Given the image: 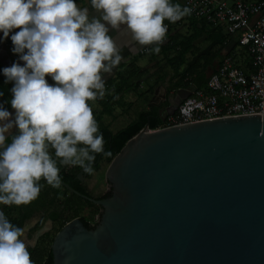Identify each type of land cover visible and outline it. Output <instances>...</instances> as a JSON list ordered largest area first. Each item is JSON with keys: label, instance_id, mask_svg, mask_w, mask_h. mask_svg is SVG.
<instances>
[{"label": "water", "instance_id": "obj_1", "mask_svg": "<svg viewBox=\"0 0 264 264\" xmlns=\"http://www.w3.org/2000/svg\"><path fill=\"white\" fill-rule=\"evenodd\" d=\"M193 89L162 96L161 122ZM104 180L99 199L61 183L101 210L93 228L81 218L66 223L44 264H264V115L145 124Z\"/></svg>", "mask_w": 264, "mask_h": 264}, {"label": "clouds", "instance_id": "obj_2", "mask_svg": "<svg viewBox=\"0 0 264 264\" xmlns=\"http://www.w3.org/2000/svg\"><path fill=\"white\" fill-rule=\"evenodd\" d=\"M90 3L99 19L90 20L88 8L74 0H0V33L6 39L18 29L10 37L12 52L24 65L14 62L3 69L5 83L14 82L10 104L15 116L10 120L0 107V204L31 203L41 191V179L59 188L57 161L91 173L94 154L110 155L88 104L104 97L101 73L111 72L122 59L104 22L113 30L126 25L133 40L156 45L148 51L158 53L167 31L164 21L174 23L190 14L170 0ZM23 234L0 212V264H33Z\"/></svg>", "mask_w": 264, "mask_h": 264}, {"label": "crops", "instance_id": "obj_3", "mask_svg": "<svg viewBox=\"0 0 264 264\" xmlns=\"http://www.w3.org/2000/svg\"><path fill=\"white\" fill-rule=\"evenodd\" d=\"M170 2L179 4L182 8L185 7L183 0H170ZM74 3L80 8H88L90 20L92 16H96L97 19L100 18V14L91 8L90 0H74ZM104 23L109 28L108 34L114 40L122 57L121 62L111 72L101 73L105 88L107 82L129 63H134L137 68V74L129 81V84L135 85V90L117 95L113 102L107 101L111 109L110 113L103 114L102 122L112 133L127 126L141 111H151L160 107L159 111L163 107L162 96L165 97L174 93L170 91V82H168L173 74L168 61L176 53L174 46H178L185 59L180 70L186 68L190 70L189 67H197L206 63L205 79L214 72L224 56H232L237 63L244 52L237 46L235 37L226 34L223 27L212 26L189 15L174 23L164 21L167 31L164 40L159 44L160 51L158 53L148 51L156 45L143 46L133 40L131 33L125 30L126 25H121L119 30H113L110 25ZM15 31L18 29L10 32L9 38L6 39H3V34L0 33V39H2L0 42V107L10 113V120L14 119L15 116V110L10 104L13 98L11 89L14 82L5 83L6 78L3 76V69L11 67L14 62L24 66L23 61L19 60V56L12 52L14 46L10 37L15 34ZM178 49L176 51H179ZM45 78L49 85H55V81L50 76ZM89 106L92 111L98 110L94 101L90 102ZM168 112L169 110L162 112L161 116L164 117ZM2 123L4 122H0V124ZM11 131L12 134H15L17 129L14 127ZM9 142L10 136L5 134V143ZM5 210L4 205L0 204V212L4 213Z\"/></svg>", "mask_w": 264, "mask_h": 264}, {"label": "built area", "instance_id": "obj_4", "mask_svg": "<svg viewBox=\"0 0 264 264\" xmlns=\"http://www.w3.org/2000/svg\"><path fill=\"white\" fill-rule=\"evenodd\" d=\"M183 1L190 9L189 16L221 26L235 37L237 46L249 58V68L243 70L232 56H224L206 79L205 89H193L173 114L163 117L161 128L264 115V0Z\"/></svg>", "mask_w": 264, "mask_h": 264}, {"label": "trees", "instance_id": "obj_5", "mask_svg": "<svg viewBox=\"0 0 264 264\" xmlns=\"http://www.w3.org/2000/svg\"><path fill=\"white\" fill-rule=\"evenodd\" d=\"M173 48L176 53L168 61L173 71V74L168 81L170 82V91L175 92L176 90L186 89L188 87H193L196 90L205 89L206 63L197 67H189L190 70L187 68L180 70L181 66L185 62V59L183 58L182 52L178 49V46H174ZM176 49L179 51H176ZM237 63L243 70L249 68V60L245 50L241 55L240 61ZM136 74L137 68L134 66V63H129L107 82L104 97L100 98L98 96L97 99L94 100L96 105L99 107L97 111H92L94 119L98 125L97 134H103L105 140L104 151L110 153V155H104V153L94 154L96 159L99 157L100 162L108 164L113 157L119 153L125 143L136 135L145 126V124L148 125V129L150 130L162 127V122L157 116V111L160 107L158 109H152L151 111L139 112L133 121L115 133L110 132L107 126H105L102 122L103 114L110 113L111 106L107 103L108 100L113 102L117 95L135 90V85L129 84V81L130 79H133ZM159 82H161V80H159ZM90 102L92 101H88V104H90ZM78 147L80 146L78 145ZM49 153H51L55 158L53 149H50ZM57 167L60 169L59 164H57ZM98 167V164L92 165V172L97 171ZM79 171V166L65 165V168L59 172L61 183L67 185L69 188L82 196L92 198L84 183H80L77 179ZM91 173H86L87 179L90 178ZM38 183L41 185V191L35 200L27 205H4L6 209L4 214L9 222L14 226L23 228L27 221L34 217L36 213L41 212L43 214L42 220H40L28 232V238L31 237L34 230L39 229L42 226L43 221H49L56 227L53 234H51V232L42 234L37 239L33 247L27 248L33 264H44L49 257L50 245L54 235L66 223L76 218H81L91 228H93L96 224L94 216L98 213L100 208L80 197L75 196L74 194L68 193L62 186L59 188H53L47 185L46 181L43 179H41ZM83 207L88 211L87 216H81L79 214L80 209Z\"/></svg>", "mask_w": 264, "mask_h": 264}, {"label": "rangeland", "instance_id": "obj_6", "mask_svg": "<svg viewBox=\"0 0 264 264\" xmlns=\"http://www.w3.org/2000/svg\"><path fill=\"white\" fill-rule=\"evenodd\" d=\"M238 61L239 60H237V62ZM96 108L98 109L99 107L96 106ZM107 165L108 164L105 162H100L98 170L95 172H92L90 178L84 181V185H85L87 191L90 193V196H92V198H98V197H100V195H103V192H104L106 185H107V183L104 180V174H105V170H106ZM79 214L81 216H87L88 211L86 208L83 207L82 209H80ZM98 216H99V212L96 213L94 216L95 223L98 221ZM35 219H36V215L29 222L32 223ZM40 220H42V218ZM43 224L47 228V224L45 221H43ZM24 227H26V226H24ZM55 230H56V227L54 225H52V227H50V229L48 231L51 232V234H53L55 232ZM23 233H24V231H23ZM22 241L25 243L27 248L32 246V244H33L32 238L31 239L28 238L27 233H26V238L22 239Z\"/></svg>", "mask_w": 264, "mask_h": 264}, {"label": "flooded vegetation", "instance_id": "obj_7", "mask_svg": "<svg viewBox=\"0 0 264 264\" xmlns=\"http://www.w3.org/2000/svg\"><path fill=\"white\" fill-rule=\"evenodd\" d=\"M99 163H100V161H99V157L96 159V161L95 162H93L92 163V165H95V164H98L99 165ZM81 169V168H80ZM80 172V171H79ZM85 180H87V178H86V174H85V176H84V179L82 180V181H79L80 183H84V181ZM107 190H108V188H107V185H106V188H105V190H104V192H103V195H105L106 194V192H107ZM103 195H100V197H98V198H101ZM89 198V197H88ZM100 210L101 209H99V213H100ZM43 217V214L41 213V212H38V213H36V219L32 222V223H30L29 221L33 218H31L29 221H27L26 222V225H24V226H26L25 227V229H26V231H24V234H25V237H24V239L26 238V233L28 234V232L40 221V219ZM47 222V221H46ZM23 226V227H24ZM50 227H52V224L50 225ZM50 227H45V225L44 224H42V226L39 228V229H36V230H34L33 231V233L31 234V237H30V239L32 238V243H33V240L34 239H36V241H37V239L42 235V234H44V233H46V232H49L48 230L50 229ZM22 229H24V228H22ZM42 232V234H40ZM27 237H28V235H27ZM36 241L32 244V246H30V247H33L34 245H35V243H36Z\"/></svg>", "mask_w": 264, "mask_h": 264}]
</instances>
